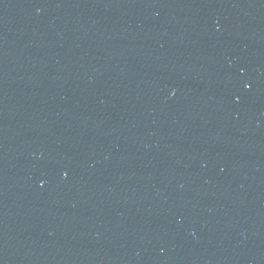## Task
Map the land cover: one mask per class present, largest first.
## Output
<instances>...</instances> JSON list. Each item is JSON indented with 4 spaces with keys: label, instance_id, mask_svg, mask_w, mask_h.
Instances as JSON below:
<instances>
[{
    "label": "water",
    "instance_id": "95a60500",
    "mask_svg": "<svg viewBox=\"0 0 264 264\" xmlns=\"http://www.w3.org/2000/svg\"><path fill=\"white\" fill-rule=\"evenodd\" d=\"M0 264H264V0H0Z\"/></svg>",
    "mask_w": 264,
    "mask_h": 264
}]
</instances>
